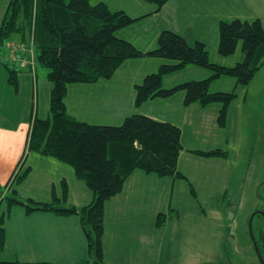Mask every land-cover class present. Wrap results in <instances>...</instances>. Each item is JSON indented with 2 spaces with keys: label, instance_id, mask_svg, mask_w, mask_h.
Masks as SVG:
<instances>
[{
  "label": "trees",
  "instance_id": "16d2710c",
  "mask_svg": "<svg viewBox=\"0 0 264 264\" xmlns=\"http://www.w3.org/2000/svg\"><path fill=\"white\" fill-rule=\"evenodd\" d=\"M7 7L0 22V48L13 40L30 42L37 63L46 70L51 84L48 117L31 120L26 151L50 157L68 165L77 180L92 193L90 204L77 210L61 206L67 199V183L60 181L61 194L51 188L48 203L18 197L17 187L25 180L30 168L13 179L5 193L0 186V253L5 248V222L11 211L19 207L25 215L34 212H53L59 217L78 216L85 235L88 255L93 264H105L102 238L104 233V204L122 192L125 181L134 171L153 174L158 178L188 181L178 171L177 163L183 150L181 130L176 125L144 115H132L117 126L91 125L70 116L64 104L69 84H91L110 79L127 60L154 58L165 61L156 73L146 75L135 85L134 104L166 99L183 93V105L198 104L205 108L219 105L216 123L224 128L227 112L235 99L234 92H210L213 81L221 77L233 78L237 85H247L264 64V29L260 20L239 19L221 21L218 25L220 56L233 55L241 42L242 62L234 67L220 66L209 61L205 45L199 41L189 45L180 35L164 30L150 51H140L132 43L120 39L116 33L139 21L123 10L112 11L104 2L94 0H6ZM154 6L158 13L170 0H139ZM145 15V16H149ZM144 16V17H145ZM19 45V44H17ZM25 45V44H24ZM19 46H22L19 45ZM6 47H9L7 44ZM192 65L210 71L202 80H191L171 88H163V78ZM8 82L18 88L17 74L5 65ZM201 158L225 159L228 153L220 148L208 151H189ZM14 184L16 185L14 188ZM189 192L196 197L193 186ZM7 217V218H6ZM163 214L156 218V227L163 224ZM226 240L223 241L225 244ZM222 244L224 254L228 249ZM0 264H48L0 261ZM89 264V263H84ZM227 264V263H226Z\"/></svg>",
  "mask_w": 264,
  "mask_h": 264
},
{
  "label": "rangeland",
  "instance_id": "374dc122",
  "mask_svg": "<svg viewBox=\"0 0 264 264\" xmlns=\"http://www.w3.org/2000/svg\"><path fill=\"white\" fill-rule=\"evenodd\" d=\"M261 3L263 7L260 6L259 0H254L250 3V5L254 4L253 10L248 11L242 10L246 6H241V4H239L241 6L239 10L229 3L211 7L210 0H194L193 2L189 0H171L165 5L157 19L163 22L164 12L168 9V6H171L172 14L169 18L171 30L167 31L180 35L191 46L197 41L203 43L211 63L234 67L243 60L241 42L238 43L233 55L220 56L217 51L219 22H230L239 19L236 17V15H239V20L242 21L252 22L259 19L264 29V2L261 1ZM6 7L7 1L0 0V22ZM127 7V12H131V15L140 12L132 4ZM145 7L148 8V6ZM145 9L142 8L141 13ZM214 23L215 26H213ZM17 37L15 36L13 40L8 41L6 45L16 42L27 45L31 40L29 38L26 39V42H19ZM21 47L26 48V46ZM31 49L34 50L33 46ZM9 52L10 49L6 46L0 48V186L2 188L3 183L7 180V178L3 179L5 168L10 166L7 159L12 151L21 148L22 142H27L31 117H35V114L38 117H43L48 112L51 86L44 75V68L36 60L39 71L38 94L35 95L34 80L25 73L17 74L18 88L15 89L8 82V72L2 62L4 55ZM133 60L136 62H127ZM141 60L145 62H140ZM127 61L118 68L110 79H99L100 82L97 81L98 84L95 87L102 84L103 89H108L109 92L110 88L124 90L125 86L122 78L130 75L132 69L141 66L146 75L156 73L158 68L154 63H158L160 60L142 58ZM209 75L210 71L189 65L174 74L164 76L163 83L165 86H175L190 80H202ZM209 91L234 92L236 95L227 112L225 134L227 144L225 146L228 151V161L219 164L207 161H190L189 164L193 163L190 166L193 174L191 178H193L192 185L196 191L197 201L190 200L189 193L186 192L185 197H189V203L188 201L183 203L184 208L181 213L187 211L182 215L187 219V227H193L194 223L200 221L196 216L188 217L187 214L192 210H198V213L203 215L202 210L206 214V217L202 218L205 220L201 226L203 238L197 241L198 244L203 245L197 252L200 264H264V64L247 85H237L233 78L221 77L211 83ZM125 93L128 95V92ZM134 93L135 91L133 94H129L131 100L135 99ZM181 95L183 93L179 92L169 98L160 99L163 102H155L154 112L161 117H171L172 121L179 124L178 127L183 132V145L185 148H188L187 146L191 142V146H194L193 151L214 149L216 144L209 140L205 132H198L197 139L191 138L190 142H186L190 130L194 129L193 125L195 123H187L184 117H215L219 105L212 104L201 108L197 104L199 107L195 106V109L189 111L188 106H184L182 102L179 103ZM131 100L128 107L133 109L134 105H132ZM100 109L99 107V112L102 113ZM101 116L105 117L107 115L103 114ZM210 147L212 149H209ZM23 153L24 157L21 164L16 166L12 179L16 175L20 176L31 163L37 167V162L40 160L39 156L44 157L36 153L31 154L32 152H28L26 149ZM35 154L38 157H35ZM183 157L192 159L197 156L188 153V156L183 155ZM198 158L205 160L204 158ZM35 173L40 172L36 170ZM41 178V175L38 174L37 176L33 175L27 181H23L17 187L18 197L24 200L28 198L32 200L47 199L46 192L41 189L42 183H38ZM5 186L8 187V190L10 189L9 182ZM15 186L14 184V188ZM30 186H33L34 190H31ZM190 205L192 209H189ZM3 210L4 206L0 208V214ZM222 224L224 225L223 229L220 227ZM160 236V247H155L153 260L144 259L143 264H188V262L193 264V255H191V259L187 258L185 262L176 260L181 255L180 248L183 249L188 242L184 241L188 237V233H163ZM221 236L224 237L223 241L226 240L225 244L223 241L222 244L228 249V257L221 249L222 245L220 247ZM186 246L192 250L195 246L194 241L188 242Z\"/></svg>",
  "mask_w": 264,
  "mask_h": 264
},
{
  "label": "crops",
  "instance_id": "0c3cea01",
  "mask_svg": "<svg viewBox=\"0 0 264 264\" xmlns=\"http://www.w3.org/2000/svg\"><path fill=\"white\" fill-rule=\"evenodd\" d=\"M94 1L104 2L112 11L123 10L133 18L143 17L131 26L116 33L118 38L132 43L140 51L146 52L154 49L156 47L158 35L164 30H171L169 24V18L172 14L171 6H168V9L165 10L163 22L157 19L167 3L158 13L151 14L154 7L142 2L140 3L139 0H110V2H108V0ZM189 1L193 2L194 0ZM253 1L254 0H210V5L211 7H215L217 5L229 3L236 6L237 9L241 6H248V8L244 7V9H241L252 11L254 4L250 5V3ZM261 1L264 2V0H259L260 6L263 7ZM127 3L132 4L137 10H140V12L131 15V12H127V6L130 5H127ZM239 4H241V6ZM145 6H148V8ZM142 8H146L145 11H143L145 14L141 13ZM148 14L150 15L145 16ZM236 17L240 19L239 15H236ZM164 22L167 23L165 24ZM213 26H215V23ZM17 43L18 42L11 44ZM11 44H9V46ZM18 44L21 45V43ZM22 46H26V48L16 51L15 54L9 52L7 55H4L2 62L3 65H8L9 68L14 69L16 74L25 73L30 75L32 80H34L33 83L36 88L35 95H37L39 71L36 65V55L34 50L31 49V42L27 45L22 44ZM32 58L35 63L33 68H31L28 63L22 64L21 62L22 59L29 61ZM140 62L145 61L141 60ZM164 63L166 62L160 60L158 63L154 64L159 68L161 64ZM43 71L46 76V70L43 69ZM125 74L127 75V73ZM145 76L146 74L143 72L141 66L136 67L132 69V73L126 76V78L121 77L124 80V90L120 88H110V92L108 89H103L102 84L95 87L100 81L94 84L78 83L68 85L67 94L64 99L66 111L76 120L91 125L117 126L120 125L125 118L139 114L157 121L168 122L178 127L179 124L172 121L171 117H161L158 113L154 112V103L163 102L160 99L146 101L140 107H136L134 100L130 99L129 94H133L135 85L140 84ZM162 85L165 89L173 87L168 85L165 86L164 83H162ZM125 92H128V95ZM182 98L183 95L179 97V103L182 102ZM130 100L132 105H134L133 109L128 107ZM195 106L198 105L192 104L187 108L190 111L195 109ZM99 107L101 108L100 111L107 116H101L103 114L99 112ZM218 110L219 108L217 112ZM217 112L215 113V117H184L187 123H195L193 125L194 129L190 130L186 142H190L191 138L197 139L198 132H205L209 140H211L213 144H216L214 149L220 148L228 153L225 146L227 144V137L225 135L226 126L224 128L218 127L216 123ZM198 113L201 114L200 112ZM35 117L46 119L48 117V112L43 117H38L37 114H35ZM180 130L183 150L179 155L177 168L178 171L186 176L188 181L173 178H158L153 174L134 171L125 181L122 192L107 200L104 204L102 251L105 264H143L144 259L152 261L155 247H160V235L163 233H188V237L184 241H194L195 246L190 250L186 246L188 245L187 242L183 249L180 248L179 251L181 255H179L176 260L185 262L187 258L191 259V255H193V264H200L197 252L203 245L198 244L197 241L203 238L201 226L205 221L202 218H205L206 214L202 210L201 212H203V215L198 213V210H192L187 214L188 217L196 216L200 221L194 223L193 227H187V219L182 216L187 211L181 213L184 208L183 203H186L189 197L191 198L190 200L193 199L197 201V195L193 198L189 192L188 183L192 185L193 179L191 178L193 174L190 167L193 163H189L191 160H193V162L207 161L214 164H219L220 162L225 163L228 161V156L225 159L204 158L205 160L199 159L198 156L192 159L184 158L183 155L188 156V153H190L189 151H193L194 146H191L192 144L190 142L189 146H187L188 148H185L183 145V132L182 129ZM25 145L26 142H22L21 148L12 151V154L8 157L7 160L10 166L5 168L6 171L3 179L7 178V180L3 183V187L9 182L11 189L13 183L12 176L16 171V166L21 164L22 158L24 157L23 151L26 149ZM209 149L212 148L210 147ZM28 154L27 157L29 156ZM35 157H38V155L36 156L35 154ZM39 158L40 160L37 162V167L35 164H29L28 167L30 168V172L24 181H27L33 175L37 176L40 174L42 178L38 183H42L41 189L46 192L48 197L44 200L33 199L34 201H39L41 203L50 202L52 186L55 187L56 194L59 197L61 194L59 184L60 181L64 180L67 183L68 192L67 199L61 206L74 207L79 210L91 203L93 199L92 193L82 181L75 178L72 169L68 165L60 163L50 157L39 156ZM36 170H39L40 173L36 174ZM7 188L5 189V193L10 191V189L8 190ZM30 188L34 190L33 186H30ZM186 192L189 193V197H185ZM189 209H192L191 205ZM159 214H163L164 218L162 226L158 228L155 226V223ZM217 219L219 218L217 217ZM220 219L222 221L221 217ZM220 227L223 229L224 225L222 224ZM5 233V248L0 253V261L48 264H93V259L87 252V243L78 216L59 217L53 212H34L30 215H25L21 208L15 207L5 222ZM223 239L224 237L220 238V247Z\"/></svg>",
  "mask_w": 264,
  "mask_h": 264
},
{
  "label": "built area",
  "instance_id": "2783aa9c",
  "mask_svg": "<svg viewBox=\"0 0 264 264\" xmlns=\"http://www.w3.org/2000/svg\"><path fill=\"white\" fill-rule=\"evenodd\" d=\"M9 49H10L11 54H15V52L18 51V50H24L22 47H20V46L17 45V44H11V45L9 46ZM30 51H31V50H30ZM31 53H32V51H31ZM21 62H22V64H26V63H28V64L30 65L31 68L34 67L33 58H32L31 60H29V61H26V59H22Z\"/></svg>",
  "mask_w": 264,
  "mask_h": 264
},
{
  "label": "water",
  "instance_id": "95a60500",
  "mask_svg": "<svg viewBox=\"0 0 264 264\" xmlns=\"http://www.w3.org/2000/svg\"><path fill=\"white\" fill-rule=\"evenodd\" d=\"M249 228H250V233H251V225L249 226Z\"/></svg>",
  "mask_w": 264,
  "mask_h": 264
}]
</instances>
